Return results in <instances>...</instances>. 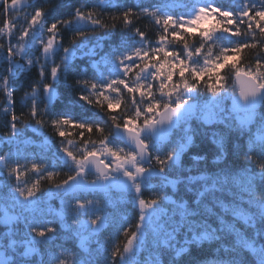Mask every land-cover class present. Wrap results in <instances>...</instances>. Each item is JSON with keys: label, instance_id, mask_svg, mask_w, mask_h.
Segmentation results:
<instances>
[{"label": "snow or ice", "instance_id": "6c2138e0", "mask_svg": "<svg viewBox=\"0 0 264 264\" xmlns=\"http://www.w3.org/2000/svg\"><path fill=\"white\" fill-rule=\"evenodd\" d=\"M0 95V264H264V0H0Z\"/></svg>", "mask_w": 264, "mask_h": 264}, {"label": "trees", "instance_id": "16d2710c", "mask_svg": "<svg viewBox=\"0 0 264 264\" xmlns=\"http://www.w3.org/2000/svg\"><path fill=\"white\" fill-rule=\"evenodd\" d=\"M129 2L130 3H136V2H138V0H129ZM142 2L144 4H157L158 5V4H163V3L168 2V0H142ZM181 2H184V0H181ZM188 2L190 3L191 0H188ZM200 2H204V0H200ZM213 2L219 3V4L224 5V6H228V5H234L235 3L238 2V0H213ZM171 10H173V9H165V11H171ZM175 11H183V9H175ZM144 23H147V21H145ZM141 26L143 27L144 24L142 23ZM105 50H107V49H105ZM57 62H59V60H57ZM89 74H91V73H89ZM16 95H17V98L19 99L20 97L23 96V92H18ZM0 100H2V95H0ZM70 100L74 101L78 104V101H76L75 97H71ZM77 112L80 115H86L88 113H93L95 116H99V114L95 113L94 110L89 109L86 105H82V104H79V106L77 108ZM46 133H47V135L52 136L54 138V134H53L51 129H46ZM20 147L23 149L24 145H20ZM169 191H170V189H169ZM0 207H1V205H0Z\"/></svg>", "mask_w": 264, "mask_h": 264}, {"label": "rangeland", "instance_id": "374dc122", "mask_svg": "<svg viewBox=\"0 0 264 264\" xmlns=\"http://www.w3.org/2000/svg\"><path fill=\"white\" fill-rule=\"evenodd\" d=\"M1 207H2V205H1ZM54 207H56L58 209L59 208V203L58 202H55L54 203Z\"/></svg>", "mask_w": 264, "mask_h": 264}, {"label": "water", "instance_id": "95a60500", "mask_svg": "<svg viewBox=\"0 0 264 264\" xmlns=\"http://www.w3.org/2000/svg\"><path fill=\"white\" fill-rule=\"evenodd\" d=\"M236 88H237V93H238L240 89V85H236Z\"/></svg>", "mask_w": 264, "mask_h": 264}]
</instances>
